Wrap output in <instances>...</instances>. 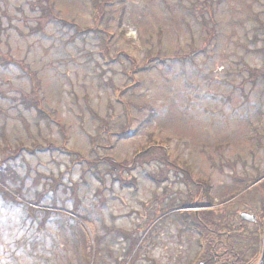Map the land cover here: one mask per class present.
<instances>
[{
	"label": "rangeland",
	"instance_id": "1",
	"mask_svg": "<svg viewBox=\"0 0 264 264\" xmlns=\"http://www.w3.org/2000/svg\"><path fill=\"white\" fill-rule=\"evenodd\" d=\"M53 1L62 18L75 19L82 29L96 26L92 0ZM199 1L111 0L106 5L99 25L112 33L110 56L122 50L145 64L147 54L160 51L165 59L136 73L139 83L134 87V80L123 73L130 68V60L118 53L120 59L106 65L96 34L69 43L70 29L48 24L46 34L32 30L39 25L40 11H32L26 0H6L7 8L0 1V48L6 57L19 61V66H0L4 92L0 96V158L14 154L20 143L32 147L36 141L85 157L76 162L74 156L57 149H36L34 154L24 151L10 160L24 178L26 199L35 201L37 191H42L44 198L37 208L64 202L65 211L48 216L39 210L29 217L23 206H12L0 197V264H116L117 258L126 257L123 254L129 247V241L116 236L117 228L136 229L139 235L141 252L134 264H186L194 250L182 252L179 224H169L176 213L151 217L152 209H157L151 199L165 184L152 185L143 171H157L158 163L131 170L120 166L148 145L162 146L169 159L189 175L194 191L212 189L217 201H222L218 206L228 199L226 208L249 202L251 196L262 199L264 0H210L213 19L209 27L214 34L207 44V32L190 13ZM190 53L192 60L177 58ZM20 64L37 75L39 90H33L32 79ZM251 71L263 73L253 77ZM111 81L124 90L119 100L108 84ZM24 91L33 93L34 100L39 92L42 104L38 106H44L54 122L39 117L37 109L25 107ZM127 125L130 137L119 138L116 133ZM91 136L100 146L97 154L92 151ZM95 156L117 159L115 169L122 180L135 179L140 188L124 187L106 173V187L97 193L102 186L98 171L105 173L106 164L90 169L88 161ZM221 156L236 161L235 170L227 171L242 178L223 174L226 167L218 161ZM5 167L0 166V171ZM200 178L215 185H206ZM55 179L68 188L58 186ZM176 185L172 187L181 189ZM5 189L23 196L1 180L0 193ZM7 197L12 201L8 193ZM100 199L101 206L96 207ZM72 208L77 209L78 215L73 214L77 220ZM43 218L46 222L41 227ZM66 220L72 224L68 230L62 225ZM78 229L87 234L86 242L83 237L75 240L72 232ZM94 237L98 238L95 243ZM185 238L194 242L192 235Z\"/></svg>",
	"mask_w": 264,
	"mask_h": 264
},
{
	"label": "trees",
	"instance_id": "2",
	"mask_svg": "<svg viewBox=\"0 0 264 264\" xmlns=\"http://www.w3.org/2000/svg\"><path fill=\"white\" fill-rule=\"evenodd\" d=\"M47 0H28L27 4L29 5L30 9L32 11H35V9H40L41 14L38 16V21L41 25V27L39 29L42 30V32H46V26L48 24H54L57 26H61L63 28L66 29H70L71 31L74 30L73 34L70 36V40L69 42L74 43L76 40V38L79 37L80 34H82V32H85L84 29H82L79 25L75 24L74 22H68L67 20L61 18L58 14H53L51 12H48L47 7L45 5ZM93 11L94 14L97 15L98 18H100L103 13H104V1L102 2V0H93ZM199 5L198 3H194L191 10L193 11L194 16L199 19L201 25H202V29L203 31H206V44L210 42V40L213 38V34H214V29L212 27H209V24L212 22L213 19V12L212 10V5H211V1L210 0H202L199 1ZM98 5V6H97ZM194 10L198 11V12H194ZM209 13L210 17H207V14ZM78 31H81V33H79ZM46 34V33H45ZM110 48V47H109ZM192 51H196V49L192 48ZM194 54L190 53V54H184L183 57H188L191 58L193 57ZM149 56V55H148ZM156 57H160L159 54H156ZM151 153L148 151L146 153H144L142 155V159L146 160L148 157L149 159L152 158V156H150ZM16 170L14 167H8L6 168L4 171L0 172V178L2 179H7V178H14L17 176ZM16 180V179H15ZM48 193V190L46 191ZM40 197L43 196V192L39 195ZM54 204V203H53ZM28 212L30 214H28V216L34 217L36 215V210L33 208H30L28 206L27 208ZM46 215L50 216L51 211L47 210L45 211ZM44 213V216H45ZM46 219V218H44Z\"/></svg>",
	"mask_w": 264,
	"mask_h": 264
},
{
	"label": "flooded vegetation",
	"instance_id": "3",
	"mask_svg": "<svg viewBox=\"0 0 264 264\" xmlns=\"http://www.w3.org/2000/svg\"><path fill=\"white\" fill-rule=\"evenodd\" d=\"M200 186V185H198ZM203 190L204 192V188L201 189L200 187V191ZM196 192L193 191V190H189L187 193H186V197H185V200H184V203L185 205L189 208V207H192V203H199L200 202V205H204L205 204V201H209L210 197L208 196V194H201V192ZM210 193H211V189H210ZM264 200V198H263ZM251 207V210L254 211V215L257 217V220L254 218V220H256L254 222V224H257L259 227L262 226L263 227V224H264V204H263V201L262 199L260 198V203H253L252 205H250ZM197 226H200L202 229L205 226L204 224V221L202 220V218H199L197 220ZM256 227V226H255ZM257 228V227H256ZM229 243V241L227 242V244ZM226 250H228L226 248ZM221 259L224 260V262H227V264H235V261H236V258H235V252L233 249H230L224 257H222ZM204 263V262H203ZM202 263V264H203Z\"/></svg>",
	"mask_w": 264,
	"mask_h": 264
},
{
	"label": "water",
	"instance_id": "4",
	"mask_svg": "<svg viewBox=\"0 0 264 264\" xmlns=\"http://www.w3.org/2000/svg\"><path fill=\"white\" fill-rule=\"evenodd\" d=\"M264 264V263H263Z\"/></svg>",
	"mask_w": 264,
	"mask_h": 264
}]
</instances>
